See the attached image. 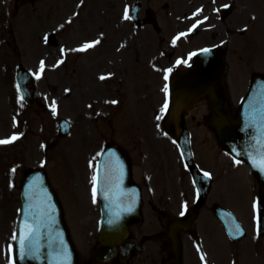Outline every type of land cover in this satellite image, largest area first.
I'll list each match as a JSON object with an SVG mask.
<instances>
[{"label": "rangeland", "instance_id": "obj_1", "mask_svg": "<svg viewBox=\"0 0 264 264\" xmlns=\"http://www.w3.org/2000/svg\"><path fill=\"white\" fill-rule=\"evenodd\" d=\"M9 1V3H8ZM116 3V7L120 8L121 1L120 0H114ZM6 2V3H5ZM113 0H0V11L3 14V17L10 26H7L6 29H2L0 34V64H2L4 61V57L6 55L7 50L9 52H13V50L16 52L18 50V46L20 47V42L22 44V47L20 49L22 50L23 54L25 55V59H27L30 55H37V53H40L41 44L39 43L38 33H40L42 30L47 31L50 29H55L54 32L56 34L58 41L57 48L55 50L50 49V57L52 61L54 62V65L56 66V70L54 67V75L55 78V86H50V92L46 91V96H49V108L52 110V102L55 101V106L57 107L55 116L56 118L60 116H72L74 123V132L73 130V139L69 140L67 139H58L57 140V146L53 148V150L49 153L50 157L49 161L47 162V166L50 167V176H52V180L55 182V186L60 193L61 201L63 202V206L66 211V221L68 225L74 224V227H71L72 233L74 236H76L77 240L80 242V240L83 237V233L85 231L82 229L84 221L82 222V219L80 217L81 213H74L72 212L69 201H70V186L71 181L67 180L69 177V162L75 163V166L78 168L81 166V160L75 158L74 156L76 153L71 154L70 152V142L72 143L76 139H79L81 137V119L79 120L78 116V110L77 107L69 102H66L67 100L62 98L61 93H59V96H57L58 92L62 90L63 86V79H64V71L62 73L57 71L59 61V57L62 55L61 49H64V45L66 40L69 38L70 41H72V37L74 35H78L79 29L73 30L74 33H71L69 30V24L67 21L69 19H79V25L81 26L83 21H85V28L91 29L92 34L97 30H100V24L101 21L104 23L102 29L105 31H112V23H113V17L112 21L110 22V13L106 9V5L112 3ZM40 3L44 4V7L41 9L39 7L38 9H35V4ZM77 5H82V8H79L77 11ZM104 8V9H103ZM10 10V11H9ZM7 12L12 16L10 17L9 14L7 15ZM74 12H77L75 15ZM93 19V20H92ZM88 20V22H87ZM92 20V21H91ZM90 22V24H89ZM49 25H52L51 27H48ZM82 27V26H81ZM56 29H59L57 31ZM66 34L69 36L66 38ZM91 35L88 34V37ZM86 37V36H82ZM66 38V39H65ZM261 38V37H260ZM77 40V39H75ZM70 41H67V43L70 44ZM264 36L262 39L258 40V43L260 42L261 48L258 50L260 52H257L259 55L263 54L264 58ZM17 43L19 45H17ZM154 43V42H153ZM151 44L154 48V44ZM257 43V44H258ZM138 42L135 40V48L138 49ZM241 43L238 42L237 46H240ZM10 48V49H9ZM60 49V50H59ZM4 52V53H3ZM61 53V54H60ZM231 55V62H233V59L237 63V59L235 57V51L230 54ZM61 59V57H60ZM81 59H69V62L67 61L64 64L65 69H71L77 67L76 72L80 73V67L81 64L79 63ZM25 61V60H24ZM261 64H258V68L264 67V61H260ZM5 64L0 65V71L5 70ZM237 67V65H236ZM46 70L47 67H45L44 71L42 72V77L46 76ZM259 70V69H257ZM233 76V75H231ZM230 75H228V82L230 84V87L233 89V87H239L240 83L245 79V74H241L237 78L231 79ZM41 77V78H42ZM63 86V87H62ZM62 87V88H61ZM58 91V92H57ZM47 99V98H46ZM202 104H198L196 107L199 111H205L207 110V106L205 101H202ZM0 104H4L3 97H0ZM137 116V115H136ZM44 122V127L48 129V122L44 121L43 119H40ZM83 121V120H82ZM50 122V121H49ZM51 123V122H50ZM52 125V123H51ZM124 125V124H121ZM123 129H120V134ZM191 131L194 133L193 136V151L195 152V158L198 160V162L201 165L205 166H222L221 163L225 162L226 159L223 158V156L217 155L220 153V146L216 144L214 133L212 130L208 128H202V126L194 125L191 128ZM30 135V134H29ZM46 135L44 134V138ZM33 137V136H32ZM37 136H34V141L36 143ZM122 139V138H120ZM69 140V142H68ZM30 141L31 139L28 137H25L23 140L18 141L15 146L12 148H8V158L12 159L15 157L14 153H17V151L20 150V148L23 149V158L25 162L32 163V157L33 152L32 148L30 147ZM213 141L215 143V148L213 149ZM68 142V143H67ZM149 153L152 155V153L155 151L153 148V143L149 142ZM156 148V145L154 146ZM162 148H165L163 145H161ZM80 148V147H79ZM82 150V146H81ZM35 151V149H34ZM70 152V153H69ZM79 153V149L77 150ZM48 154V155H49ZM152 162V159L150 160ZM84 163V162H83ZM83 165V164H82ZM147 166H153V165H147ZM81 168V167H80ZM48 170V171H49ZM242 172H240V169H237L235 171L230 172V174L227 177V180L224 182L223 185L217 186L215 189L212 190V195L218 196V193L221 192L223 199H224V189L230 193L231 201L225 200L226 203H231L233 207H235L246 219L244 220V225L248 230V235L245 238L244 241H242L240 244L231 243V258H235L238 260L239 264H253L255 263V260H257V264H264V236H261L262 239L255 237L256 234L252 230V224L250 223L249 219H247L249 212L252 211V208L254 207L255 203H253V198L251 196V192L247 189H245V182L244 178H242ZM229 179V180H228ZM253 182V180H252ZM252 187L255 189L257 188L256 184L253 183ZM223 201V200H222ZM75 216V217H73ZM201 217L199 219H202ZM216 221V220H215ZM217 222V221H216ZM218 224V223H217ZM218 229L216 227V224L213 225V238L209 235L206 237V242H208L212 245L214 243H220L218 241L219 238H217L214 235V230ZM252 231V232H251ZM215 232H217L215 230ZM220 232V231H219ZM221 244V243H220ZM259 244V248L257 245ZM219 249H215V253L219 255V257H216L215 259L217 262H221V264H226V260L228 258V252L224 249V246L219 247ZM253 248V250H252ZM256 248L258 249L259 256L256 257ZM242 260V261H241ZM256 264V263H255Z\"/></svg>", "mask_w": 264, "mask_h": 264}, {"label": "snow or ice", "instance_id": "obj_2", "mask_svg": "<svg viewBox=\"0 0 264 264\" xmlns=\"http://www.w3.org/2000/svg\"><path fill=\"white\" fill-rule=\"evenodd\" d=\"M224 7H228V5H224ZM200 10H198L199 12ZM194 15H197V13H194ZM131 17L129 16V12H128V9L125 8V11H124V19H130ZM205 19H207V17H205ZM199 23H202V21H197V24ZM197 25H193V28H195ZM186 35V33H180L179 36L175 37L173 39V43L176 42L177 39L180 38V36H184ZM45 40H47V36L45 37ZM100 41L99 40H95V41H92V42H86L84 43L80 48L78 49H75L76 51H86L90 48H93L96 44H99ZM203 52L207 53V52H210V49H202ZM64 52V49H61V53ZM191 55H195V53L191 54ZM59 63H63V61H58V64ZM177 63H180V61H177ZM40 72H43L44 71V61H41L40 62V69H39ZM167 71H171V69H168ZM37 78H39V75H37ZM101 80H104V79H107L108 77L106 76H100L99 77ZM168 77L167 75L165 76V80H167ZM17 88L19 90L20 88V85H17ZM167 86H165V90H166ZM23 95H21L20 99L23 100ZM53 103V107H55V101L52 102ZM110 103L112 104H116L117 101L113 100L111 101ZM167 108V103H165V105L163 106V109H166ZM161 117L160 116H157V119L159 120ZM19 139V136L17 135H12L11 137L7 138V139H0V145L2 144H9V143H12L14 142L15 140ZM240 161H236V163H239ZM260 165L261 166H264V161H261L260 162ZM210 174L205 172L204 173V176H209ZM96 181H97V177L94 175L92 177V183H93V188H92V194H93V202L95 203V198H96V194H97V188H96ZM254 207H256L254 205ZM128 211H131V209L129 208ZM181 215H183V212H181ZM109 223H112L111 220H109ZM236 230H237V234H240V226L239 225H236ZM259 231V229H258ZM12 240L13 241H17L18 240V244H19V248H20V253H21V256H25V255H28V256H36L38 253H39V247H38V244H37V238H36V234H35V230L31 227V226H28L27 229H21L20 230V236L19 238L14 234L12 236ZM60 244L63 245V241L61 239L60 241ZM9 254H10V260H9V264H15V260H14V257L11 255L12 252H13V249H12V246L9 245ZM205 257L202 255L201 256V260H204Z\"/></svg>", "mask_w": 264, "mask_h": 264}, {"label": "water", "instance_id": "obj_3", "mask_svg": "<svg viewBox=\"0 0 264 264\" xmlns=\"http://www.w3.org/2000/svg\"><path fill=\"white\" fill-rule=\"evenodd\" d=\"M43 185H45V183ZM23 204H24V202H23ZM57 211L59 212V209L58 208H57Z\"/></svg>", "mask_w": 264, "mask_h": 264}]
</instances>
